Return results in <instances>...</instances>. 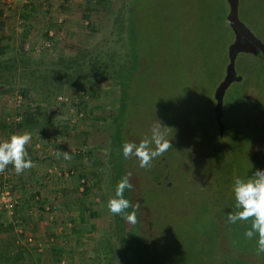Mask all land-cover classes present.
Returning <instances> with one entry per match:
<instances>
[{"label": "rangeland", "instance_id": "374dc122", "mask_svg": "<svg viewBox=\"0 0 264 264\" xmlns=\"http://www.w3.org/2000/svg\"><path fill=\"white\" fill-rule=\"evenodd\" d=\"M27 3L34 12L24 8ZM227 9L226 0H0V16L6 11L7 20L0 28V62L14 60L19 72L11 84L0 83V111L9 109L0 117L19 115L30 98L55 127L29 131L32 143L58 151L64 142L74 146L67 150L72 158L64 171L72 183L60 218L66 220L50 221L37 206L44 201L33 199L25 215L35 222L23 232L12 227L27 264H130L115 232L122 215L107 208L114 173L131 174L130 202L138 205L135 229L148 235L149 249L160 250L166 264H264V253L257 254L258 236L244 235L250 225L227 220V213L237 211L234 180L264 169L257 150L264 143L260 55L236 54L234 71L241 80L223 93L220 134L212 114L213 91L233 37ZM126 11L137 64L114 140L121 90L117 73L122 78L128 63ZM11 14L18 16L13 23ZM47 17L56 21L48 29L51 42L42 36ZM237 17L264 44V0H237ZM21 58L27 61L24 70ZM31 68L43 81L40 87L23 81ZM57 96L71 102L60 105ZM157 120L167 127L172 148L150 168H140L135 157L124 158L122 145L150 137ZM83 180L87 190L82 193ZM3 217L18 215L0 209ZM128 224L123 218L125 229ZM5 239L0 232V264H5Z\"/></svg>", "mask_w": 264, "mask_h": 264}, {"label": "clouds", "instance_id": "9594fccd", "mask_svg": "<svg viewBox=\"0 0 264 264\" xmlns=\"http://www.w3.org/2000/svg\"><path fill=\"white\" fill-rule=\"evenodd\" d=\"M164 127L158 120L151 129L150 137H145L139 143L126 141L122 145V153L125 159L135 157L139 161L140 168H150L152 161L157 157H162L172 145L167 138ZM31 140L28 132L11 133L7 139L0 140V173L12 165L17 175L32 168L33 162L28 156L26 145ZM57 158L71 160V155L67 151H58ZM131 174L124 175L116 184L115 194L107 201L108 210L114 215H123L131 224L137 223L136 212L138 205H132L124 198L125 190H131ZM232 192L235 199L237 211L227 213V220L231 224L238 221H251L250 228L244 233L246 238L257 239V254L264 253V169L256 170L247 178L237 177L232 185ZM133 209L132 211H126Z\"/></svg>", "mask_w": 264, "mask_h": 264}, {"label": "trees", "instance_id": "16d2710c", "mask_svg": "<svg viewBox=\"0 0 264 264\" xmlns=\"http://www.w3.org/2000/svg\"><path fill=\"white\" fill-rule=\"evenodd\" d=\"M127 4H128V1H127ZM37 6L39 7V5H37ZM25 7L27 8L28 12H34V10H35V8H33L31 3L24 4V8ZM41 12H43V11H40V13ZM45 13H48V12H45ZM128 14H129V12H127V18H125V25H124V30H125V34H126V45L128 48L126 61L128 63L124 67L125 73L122 76V78H121V73L120 74L117 73V75H118L117 77H119V84L121 86V90H120V96H119V105H118V109H117V118L115 119L116 122L113 124L114 129H113L112 136H113L114 140H116V138H118L119 130H120V124H121L120 119H121L122 113L125 109L124 107L126 106L125 100L128 98V87H129L128 85L130 83L129 78H130V75H131L132 71L135 69L136 64H137L136 63L137 56L135 55V52H134L133 47L131 45L132 37L134 35V31H133L134 29L129 24ZM47 18L48 19L44 20L46 23V30L42 33V36H43L44 41L51 42L54 39V37L52 36L51 31L48 29L55 26L56 21L54 20V18H49V17H47ZM0 27H1V25H0ZM20 64H21L20 66H21L22 70H24L25 66L27 64V61L24 62L23 59L21 58ZM1 66H3L4 70L2 71V73H0V83H5V82L9 83L10 82L9 84H11L10 79H13V77L15 78V75L19 76V72H17V70H18L17 62L14 63V60L10 59V62L8 64L7 61L4 60L3 62H0V67ZM67 66H68L67 64H64V68H66ZM40 77H42V76H40ZM24 80H25V83L28 84V86L29 85H37L38 87H40V85L38 83H40L41 81L40 82L38 81L37 74H35V72L33 71V68H31L27 72L26 78H23V81ZM45 93H47V92H45ZM21 94L23 95V97L25 96V92L21 93ZM23 100H22V102H23ZM30 100H31L30 98H27V100H25L26 103L22 104V107H24L23 111L19 112L20 117L18 119L14 120V123L12 122L13 123V129H15L17 131H23L25 129H35L38 127L44 128L45 125H47L48 127L52 126L49 124V121L47 118V112L46 113L41 112L39 109H37V106L34 103H32ZM22 102H20V103H22ZM69 102H71V100H69ZM79 103L80 102H78V103L75 102V104H79ZM247 105H250V101H248ZM8 126H11L10 123H8ZM253 137H254V133L250 136V138L253 139ZM260 145L261 146L258 147L257 150H258V152H260L259 155L264 157V143H261ZM27 152H29V151H27ZM260 156H258V157L260 158ZM122 177H123L122 173H114L113 174L112 188L114 189L113 190L114 194H115L116 184ZM0 183H1V181H0ZM80 184H81V186L83 185L82 190H81V192L83 193L87 190V182H86V180H83V182L81 181ZM114 194H113V196H114ZM124 198H126L130 201L129 190H125ZM132 210L133 209H128L126 211H132ZM13 211H12V213H13ZM119 218H120V215H119ZM123 218L124 217L122 215L121 221L119 219L118 222H116L115 232L117 233V236L119 238H121L120 243L123 246V248L125 249L127 256L129 257L130 264H166V260H164L162 258L163 253H161L160 250H156V249L150 250L149 249V243H148L149 240L147 239L148 235L146 236V235L138 233V231L135 229V227H136L135 224L133 225L130 222L125 229L124 225H123ZM246 223H247V225L248 224L251 225L250 220L246 221ZM0 232L5 233V238H6L5 239L6 245H5V248L3 250V256H4L5 264H27V262L24 258V255H23L24 253H26L25 248L19 246V244L17 242V238H15V235H13L12 226L10 224H5L3 226V224L0 222Z\"/></svg>", "mask_w": 264, "mask_h": 264}, {"label": "crops", "instance_id": "0c3cea01", "mask_svg": "<svg viewBox=\"0 0 264 264\" xmlns=\"http://www.w3.org/2000/svg\"><path fill=\"white\" fill-rule=\"evenodd\" d=\"M5 13L6 11H3L0 16V25L4 23L2 27L7 24L6 17H2ZM10 17L11 19L9 22H12L14 19L16 21L18 18L17 14H11ZM1 104L3 103H0V105ZM3 110L6 113L9 109L2 108V111ZM2 111H0V113H2ZM19 112L17 113L19 114ZM7 113L8 116L0 117V140L7 139L11 133L19 132L9 127L8 123H12V121L14 123V120L18 119L20 116H10V113ZM9 116L12 117V119ZM54 128L55 127H49L48 129L54 130ZM35 129H25L23 131L29 133V131L33 132ZM32 141L33 138H31L30 142L26 145V150L29 151L28 156L31 158L34 166L25 170L20 175H17L12 165H9L3 173H0V181L6 184L9 189L14 191L18 200L13 211V215H18L17 219L3 217L0 219V222H2L3 226L5 224H10L12 227L17 226L19 228L18 230L22 232L24 231V227L27 226V223L31 224L35 222V219L32 217L29 218L30 221H27V217L25 215L28 212H31L30 209L34 205L32 204V202H34L33 199L36 201H44L43 204L38 203L37 206L39 210L44 208L46 212H49H45V217H48L50 221L54 220L56 223L60 220L65 221V218H60H62V213L65 208H68L69 206L67 197L71 194L72 190V183L70 181L71 177L67 178L66 173L64 172L68 169L65 167H68L71 162H67V160H64L62 156L57 158V155L54 153L57 152L58 148L50 149L49 144L44 146L42 142L37 141L36 143H32ZM71 145L72 143L64 142L60 151H67L68 149L71 151L74 147ZM56 218H58V220H56ZM67 225H69V223H67ZM57 229H60V227ZM33 242L36 241L34 240Z\"/></svg>", "mask_w": 264, "mask_h": 264}, {"label": "water", "instance_id": "95a60500", "mask_svg": "<svg viewBox=\"0 0 264 264\" xmlns=\"http://www.w3.org/2000/svg\"><path fill=\"white\" fill-rule=\"evenodd\" d=\"M226 3L228 9L225 18L233 37L226 49L227 60L224 65L223 76L213 91L214 104L212 106V114L219 134L223 128L221 116L222 97L225 88L231 82L241 80V76L237 75L234 71V58L236 54L239 52L251 53L253 55H260L264 60V44L237 17V0H226Z\"/></svg>", "mask_w": 264, "mask_h": 264}, {"label": "built area", "instance_id": "2783aa9c", "mask_svg": "<svg viewBox=\"0 0 264 264\" xmlns=\"http://www.w3.org/2000/svg\"><path fill=\"white\" fill-rule=\"evenodd\" d=\"M20 96L16 97L17 102L19 101ZM56 101L58 104L63 105V103L69 102L68 98L57 96ZM19 105V103H17ZM17 196L13 190H10L6 184L1 183L0 185V208L7 213L11 214L14 208L17 205Z\"/></svg>", "mask_w": 264, "mask_h": 264}, {"label": "flooded vegetation", "instance_id": "af4514ba", "mask_svg": "<svg viewBox=\"0 0 264 264\" xmlns=\"http://www.w3.org/2000/svg\"><path fill=\"white\" fill-rule=\"evenodd\" d=\"M251 54V53H250Z\"/></svg>", "mask_w": 264, "mask_h": 264}]
</instances>
